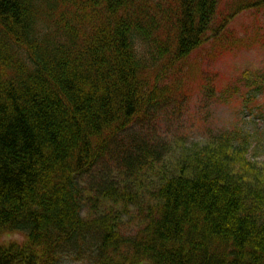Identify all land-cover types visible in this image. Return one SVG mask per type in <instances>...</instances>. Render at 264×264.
I'll return each mask as SVG.
<instances>
[{"label":"trees","instance_id":"obj_1","mask_svg":"<svg viewBox=\"0 0 264 264\" xmlns=\"http://www.w3.org/2000/svg\"><path fill=\"white\" fill-rule=\"evenodd\" d=\"M219 5L0 0V239L25 236L0 244V264H264V164L248 133L193 146L155 188L109 187L153 162V143L125 133L178 94L168 72L264 0L214 27ZM106 157L107 181L78 189ZM34 212L63 237L29 228Z\"/></svg>","mask_w":264,"mask_h":264},{"label":"rangeland","instance_id":"obj_2","mask_svg":"<svg viewBox=\"0 0 264 264\" xmlns=\"http://www.w3.org/2000/svg\"><path fill=\"white\" fill-rule=\"evenodd\" d=\"M239 1L220 0L214 27ZM167 77L178 94L171 92L167 103L155 107L150 117L125 133H141L155 149L167 148L165 160L142 178L144 189L157 187L193 146H202L224 131L248 133L253 138L248 158L264 164V7L233 17L217 39H210ZM0 243L23 244L25 236L5 235Z\"/></svg>","mask_w":264,"mask_h":264},{"label":"bare ground","instance_id":"obj_3","mask_svg":"<svg viewBox=\"0 0 264 264\" xmlns=\"http://www.w3.org/2000/svg\"><path fill=\"white\" fill-rule=\"evenodd\" d=\"M162 102H160L159 105H161ZM158 105V106H159ZM157 107V106H156ZM155 108V107H154ZM154 108H151L148 111V115L149 112L152 111ZM150 117V116H149ZM144 119L139 120L136 124L135 127L131 128L130 130L135 129L136 127L139 126V122L144 121ZM154 143H153V148L155 149ZM161 146V150L158 146L157 150V154L156 156L153 158V162L151 164L148 165V168L145 169L137 178H133L132 180H120L114 184H109V187H114V188H121L124 185H129L131 188H144V184H143V180L142 178L145 177L147 174L151 173L153 171L154 167H157L160 163H162L166 156V150L167 148H165V145H160ZM110 152V151H109ZM111 168H113V166L111 165V161L110 159L108 160L107 157L105 159H101L97 164H96V170L94 171V173L88 175L87 173L82 174V179H78L77 183H78V189L82 190L84 188H95L96 185L98 184H102L103 181H107V178L105 176L106 173H108ZM142 191V189H141ZM138 195H141L140 191H138ZM85 208L86 205H79V209L83 212H85ZM88 212H85L83 214V216L85 214H87ZM32 215L36 216L32 218V221L29 224V228H33L34 230H36L37 233L39 234H43L46 235L47 233L53 234L56 237L62 238V232L58 227V221L56 220H44L45 216L41 215L42 217H37V212L32 213ZM72 223H69V226H72ZM126 231V228H121L120 232H124ZM15 234H20V233H15ZM8 235V234H7ZM23 235V234H21ZM24 236V235H23ZM53 244H58L60 246H63V243L57 239H53L52 240ZM69 264H80L78 262H74L69 260L68 262Z\"/></svg>","mask_w":264,"mask_h":264}]
</instances>
